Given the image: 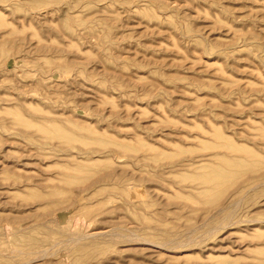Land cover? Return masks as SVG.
I'll list each match as a JSON object with an SVG mask.
<instances>
[{"label":"rangeland","instance_id":"374dc122","mask_svg":"<svg viewBox=\"0 0 264 264\" xmlns=\"http://www.w3.org/2000/svg\"><path fill=\"white\" fill-rule=\"evenodd\" d=\"M0 264H264V0H0Z\"/></svg>","mask_w":264,"mask_h":264}]
</instances>
